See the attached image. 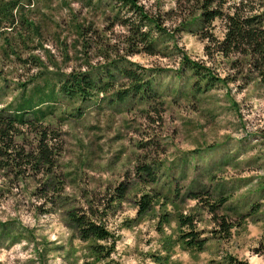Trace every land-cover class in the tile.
I'll list each match as a JSON object with an SVG mask.
<instances>
[{
	"label": "rangeland",
	"instance_id": "1",
	"mask_svg": "<svg viewBox=\"0 0 264 264\" xmlns=\"http://www.w3.org/2000/svg\"><path fill=\"white\" fill-rule=\"evenodd\" d=\"M245 1L264 9V0ZM22 2L15 24L0 27V109L36 87L54 89L56 100L35 121L48 131L54 166L23 178L0 169V264L93 260L92 242L67 215L89 205L114 234L100 264H159L154 255L161 264H264L259 76L234 63L236 54H206L211 42L187 1ZM213 32L223 37L221 19ZM71 73L94 82L88 95L61 92ZM23 128L16 142L30 150L41 134ZM120 185L124 197L111 200ZM145 194L151 205L141 211ZM180 216L193 218L202 250L182 241Z\"/></svg>",
	"mask_w": 264,
	"mask_h": 264
},
{
	"label": "trees",
	"instance_id": "2",
	"mask_svg": "<svg viewBox=\"0 0 264 264\" xmlns=\"http://www.w3.org/2000/svg\"><path fill=\"white\" fill-rule=\"evenodd\" d=\"M23 0H0V27L2 24H15L16 9ZM30 1V0H28ZM125 3L132 2L134 6L138 7L136 0H122ZM187 1L190 4V13L195 16V21L199 18L201 27L204 28V37L207 38L211 44H207L206 54L212 55V49L222 54L224 57H231V55H238L234 63H245L249 71L256 73L261 81L264 83V9H257L249 1L240 0L229 4V10L225 6L229 0H178ZM141 13L143 9L139 8ZM221 19L224 22L223 37H218L213 32L214 23ZM27 20H25L26 23ZM156 26H161L156 23ZM4 27V26H3ZM13 29L12 26H8ZM212 43L214 47L212 48ZM7 45L15 46L14 43L8 41ZM9 54L12 53L7 49ZM13 53H16L13 50ZM186 60L189 58L185 56ZM192 69H196L199 74V69H202L197 62ZM209 70V69H208ZM209 75L211 71H208ZM133 83L142 85L137 81L132 72ZM136 75V74H135ZM212 76V75H210ZM131 77V75H129ZM213 77V76H212ZM94 82H91L85 74L71 73L61 85V92L65 95H88L87 90L92 87ZM133 85V84H132ZM131 85V86H132ZM109 85L106 86V88ZM44 88V87H43ZM100 89L102 90L101 86ZM56 100L54 89L45 92L41 86L36 87L34 96H27L22 98L21 102L15 107L0 109V169L1 170H15L16 178H23L28 176V170L38 172L39 169L47 167V171H51L54 164V156L52 148L48 143V131L40 129L42 125L35 123L44 117L46 111L50 106L43 108V105H49ZM29 114H33L34 118H28ZM24 126L29 130H33L41 134L36 147L27 150L16 142L17 137L24 135ZM145 167V166H142ZM151 169V166L148 165ZM148 175L151 172H147ZM30 175V174H29ZM151 177V176H150ZM126 189L123 186L116 188V194L111 198L121 199L124 197ZM192 198L200 199V192L192 193ZM225 201V198L220 199ZM141 211L147 210L151 205V196L149 194L143 195L141 202ZM70 223L76 230L78 236L84 241H91L90 248L92 250L94 259L86 260L83 264H100V260L107 259L114 251V234L107 227L105 222L97 217L92 205L87 208H71L67 211ZM180 225L187 226L188 230L182 233L181 238L189 247L202 250L205 247V239H202L195 230L194 220L191 216H180ZM105 241V242H101ZM155 262L161 264V256H155ZM238 264H248L247 262H238Z\"/></svg>",
	"mask_w": 264,
	"mask_h": 264
}]
</instances>
